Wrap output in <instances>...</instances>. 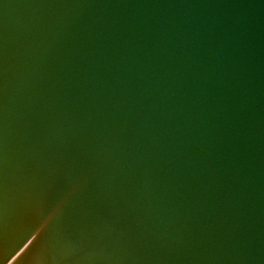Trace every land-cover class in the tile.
<instances>
[{"label": "water", "instance_id": "obj_1", "mask_svg": "<svg viewBox=\"0 0 264 264\" xmlns=\"http://www.w3.org/2000/svg\"><path fill=\"white\" fill-rule=\"evenodd\" d=\"M0 264H264V0H0Z\"/></svg>", "mask_w": 264, "mask_h": 264}]
</instances>
